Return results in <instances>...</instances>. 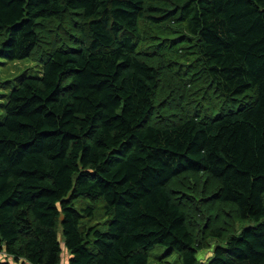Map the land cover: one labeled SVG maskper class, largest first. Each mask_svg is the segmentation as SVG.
Returning <instances> with one entry per match:
<instances>
[{
    "label": "trees",
    "instance_id": "trees-1",
    "mask_svg": "<svg viewBox=\"0 0 264 264\" xmlns=\"http://www.w3.org/2000/svg\"><path fill=\"white\" fill-rule=\"evenodd\" d=\"M34 57L0 104V264H264V0H0V67ZM205 176L255 226L191 229L173 186Z\"/></svg>",
    "mask_w": 264,
    "mask_h": 264
},
{
    "label": "rangeland",
    "instance_id": "rangeland-1",
    "mask_svg": "<svg viewBox=\"0 0 264 264\" xmlns=\"http://www.w3.org/2000/svg\"><path fill=\"white\" fill-rule=\"evenodd\" d=\"M63 28L64 25H59ZM61 28V29H62ZM47 48H42V52H44ZM42 64L38 62L37 58L34 57L27 61H16V62H8L5 65L0 67V82L5 83L10 81V84H6V88L4 86H0V104L5 103L6 98L3 95H6L14 84V80L16 77L22 74L28 75H39ZM243 99L239 100L240 102ZM253 96L247 97L244 102L253 103ZM204 111V114L208 116L210 113L205 110V107L201 108ZM2 116H4V110L0 106V121ZM178 187L173 186L176 189L175 195L179 199V195L182 192H189L185 196H181L182 205L186 206L188 212L190 214V226L191 229L196 228V232L202 230L208 233L213 227H221L223 229V223L226 218H230L234 220V226L231 230L226 229L227 237L231 235V233H238L242 231L244 228L255 226V222L249 221L245 223H236L234 217H229L228 212L232 211V207L228 204H221L217 201V192L218 186L216 183L207 179V177L201 178H182L175 183ZM233 215L236 216V211L233 212ZM102 215L96 213L94 217V222L91 224L99 223L100 227L104 228L103 224L104 220H101ZM236 223V224H235ZM221 225V226H219ZM234 229V230H233ZM223 243L217 240H209V246L207 249L201 251L198 255V260L201 263H208L213 255L214 249ZM158 247L156 251L153 253L154 255L150 256L149 264H181L179 261L178 254L176 252L169 253L170 249L162 246ZM70 254L65 253L62 256V261L60 264H68ZM156 257L162 258L160 261L156 260Z\"/></svg>",
    "mask_w": 264,
    "mask_h": 264
}]
</instances>
